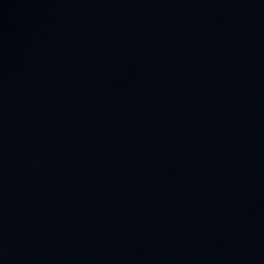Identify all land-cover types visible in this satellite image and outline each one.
<instances>
[{"label":"water","instance_id":"95a60500","mask_svg":"<svg viewBox=\"0 0 264 264\" xmlns=\"http://www.w3.org/2000/svg\"><path fill=\"white\" fill-rule=\"evenodd\" d=\"M0 264H264V0H0Z\"/></svg>","mask_w":264,"mask_h":264}]
</instances>
